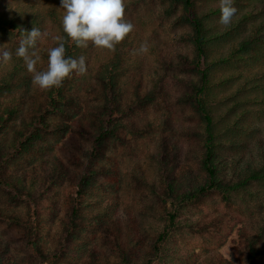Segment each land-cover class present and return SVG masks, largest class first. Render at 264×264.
<instances>
[{
    "label": "rangeland",
    "instance_id": "obj_1",
    "mask_svg": "<svg viewBox=\"0 0 264 264\" xmlns=\"http://www.w3.org/2000/svg\"><path fill=\"white\" fill-rule=\"evenodd\" d=\"M192 3L187 12L180 0H124L125 19L134 29L121 41L116 95L95 76L113 49L89 42L78 54L86 58L87 72L70 77L58 104L63 111L46 112L47 126H33L31 147L15 151L14 135L43 91L16 50L26 31L40 29L36 70L44 67L42 53L61 38L65 9L61 0H0V21L30 27L0 32V52L12 56L0 62V79L8 82L0 89V111L14 107L0 133V241L7 248L0 264H38L28 252L30 243L55 264H245L243 235L256 240L257 264H264V177H246L229 190V202L218 191L186 202L169 226L172 198L192 194L204 181L206 134L191 101L202 69L209 70V84L201 96L219 130L218 178L234 186L246 170L264 168V9L259 15L247 0H235L237 13L225 27L219 0ZM193 14L202 20L207 40L200 65ZM237 24L239 31L232 30ZM259 26V41L220 60ZM108 121L114 134L103 155L92 156V136ZM63 124L69 126L65 133ZM85 171L91 178L77 199L73 181ZM8 180L12 186L3 183ZM73 206H79L75 215Z\"/></svg>",
    "mask_w": 264,
    "mask_h": 264
},
{
    "label": "trees",
    "instance_id": "obj_2",
    "mask_svg": "<svg viewBox=\"0 0 264 264\" xmlns=\"http://www.w3.org/2000/svg\"><path fill=\"white\" fill-rule=\"evenodd\" d=\"M183 4L184 9L187 12H191V9L193 7L192 0H180ZM249 3H251V8L254 10H257V14L261 15V11L263 7V2L261 0H247ZM194 15V14H193ZM191 16V15H190ZM189 16V17H190ZM247 16H242L239 18V21L244 24L246 21ZM190 23L193 27V44L196 50V62L197 65H200V60L202 58L206 57V36H205V27L202 23V20L197 16H191L190 17ZM26 30H30V27L28 25L26 26L24 24H19L15 21V19H9V20H2L0 21V32L4 33H10L12 31L18 30L20 33H24V27ZM241 24L235 25L232 30L238 29ZM254 28V27H253ZM262 27H256L255 29L250 31V34H246L244 37H242L229 51V53L220 60H226L231 57H234L236 54L242 53L247 51L250 47L253 46V44L256 41H259V35L262 33ZM227 32H224L223 34H226ZM61 39L65 40L66 43V55L77 58L80 47H77L70 38L67 37L66 33L63 32V29L61 30ZM123 45V42L118 43L113 48V55L112 58L109 60L102 62L99 66V68L96 71V78L98 81L101 82L102 86H104L108 92H110L111 95H116L114 86L116 81V72L118 71V68L121 63V47ZM58 46V42L53 46ZM52 47V48H53ZM43 61H44V67H42L41 70H47V62H48V51L42 53ZM208 68H204L200 71L201 73V85H195L193 87V94L191 97V101L195 106V109L199 112V115L201 116V119L203 121L204 125V131L206 134V137L204 139V150L202 153V157L200 159V166L201 170L204 174V181L202 184H199L194 192L192 194H187L182 196L180 199H174L172 198L171 203L173 205V208L168 211V218H169V226L173 223L175 219V211L182 207L186 202H200L205 197H207L208 194L218 191L222 193V198L225 202H229L230 194L229 190L231 188H238V186H242L244 184L245 178H253V179H259L264 177V168H254L252 170H246L245 177L240 181L241 183H238L237 185H230L231 183L222 182L218 178V167L216 164V160L218 158L217 154V143H216V137L219 135V130H217V126L215 124L214 116L210 112V109L208 107V104L206 105V101L204 97L202 98L201 94L205 93V90L208 89L209 84V75H208ZM72 76V75H71ZM70 76V77H71ZM70 77L66 78L62 85L60 87H54L51 89H43V91L40 93L41 97L37 101V105L32 110L30 117L27 121H23V129L16 132V135H14V143L11 149H14L15 151H26L28 150L33 140L36 139L37 135L33 134V126L40 125V126H47L46 119H45V113L51 112L53 110H59L63 111L61 108H59V102H61L63 99H65V90L68 85V82L70 81ZM8 86V82L4 80V78L0 79V89H3ZM14 113V107L12 105H7L3 107V109L0 111V133L3 130V127L6 125L7 121L10 119V116H12ZM107 125H110L109 121L103 124L101 130L98 132V134L92 136V145L91 149L89 150V154L92 156H102L104 153V145L107 143V140L109 137H111L114 133L112 131L111 126L107 127ZM69 126L67 124H63L62 126H59V129L62 130V133H65L68 131ZM85 131V130H84ZM75 159H77L74 156ZM248 171V172H247ZM104 173L103 171H101ZM90 172L85 171L82 175H76L74 181H73V190L72 192L76 195L77 199L81 195H83L85 191V187L90 179ZM5 185L12 186V181L8 180V182H3ZM172 182H170L171 184ZM172 186H169L171 188ZM15 190V188H11ZM19 196L24 197L21 192L18 193ZM79 210V206H73L72 207V215H75ZM1 217H5L4 215L0 214ZM8 220L12 221L15 220L20 223V218H12L7 217ZM204 224V222H203ZM206 229H203V232H205ZM164 233H161L157 236V239L155 240V247H157V243L159 241H162L164 239ZM243 239L245 240L243 243V247L241 249V253L243 254V259L245 264H257V244L256 240L254 238H250L249 235H243ZM29 254L32 255V257L39 263H46V264H55L57 262L53 261L51 259H48V256H45L42 251L35 247L32 243L27 247ZM7 248L2 246V242L0 241V253L5 252ZM147 264H150L149 262Z\"/></svg>",
    "mask_w": 264,
    "mask_h": 264
},
{
    "label": "clouds",
    "instance_id": "obj_3",
    "mask_svg": "<svg viewBox=\"0 0 264 264\" xmlns=\"http://www.w3.org/2000/svg\"><path fill=\"white\" fill-rule=\"evenodd\" d=\"M61 8L65 9L63 32L77 47H87L91 42L99 48L113 49L134 29L133 23L125 19L124 0H61ZM219 8V23L230 26L237 13L235 0H219ZM41 36V30L33 27L26 31L16 50L27 70L34 73L33 82L37 86L41 89L60 87L71 75L87 72L86 58L67 56L65 40L59 37L58 46L48 51L47 70L37 71L40 56L35 47ZM11 58L8 50L0 52V62Z\"/></svg>",
    "mask_w": 264,
    "mask_h": 264
}]
</instances>
